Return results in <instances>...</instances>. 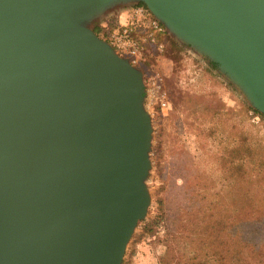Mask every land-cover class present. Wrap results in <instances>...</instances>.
I'll list each match as a JSON object with an SVG mask.
<instances>
[{"label":"water","instance_id":"water-1","mask_svg":"<svg viewBox=\"0 0 264 264\" xmlns=\"http://www.w3.org/2000/svg\"><path fill=\"white\" fill-rule=\"evenodd\" d=\"M112 1L0 0V264H121L146 213L142 76L87 26ZM138 1L264 115V0Z\"/></svg>","mask_w":264,"mask_h":264},{"label":"rangeland","instance_id":"rangeland-1","mask_svg":"<svg viewBox=\"0 0 264 264\" xmlns=\"http://www.w3.org/2000/svg\"><path fill=\"white\" fill-rule=\"evenodd\" d=\"M138 6L144 5L114 0L87 26L93 32L95 24L101 28L94 33L111 46L110 36L121 34ZM144 30L138 25L130 37L139 48L133 67L142 76V109L151 124L150 165L143 181L149 204L121 264H240L236 254L233 260L225 257L219 242L237 249L248 225L244 213L264 219V115L206 52L169 34L149 43ZM115 53L131 62L127 54ZM244 143L254 150L250 159L231 154L233 162L227 163L233 170L221 173L217 157L226 158ZM215 204L212 211H220L222 219L206 226L204 216ZM261 225L250 228L263 234ZM263 255L249 264L264 262Z\"/></svg>","mask_w":264,"mask_h":264},{"label":"trees","instance_id":"trees-1","mask_svg":"<svg viewBox=\"0 0 264 264\" xmlns=\"http://www.w3.org/2000/svg\"><path fill=\"white\" fill-rule=\"evenodd\" d=\"M93 30L97 35H99L101 31L103 32V30L101 28H98L96 24L93 26ZM260 116L264 120V116L262 115ZM253 151L254 150H251L250 147L245 146V143H244L241 149L239 150L234 149L233 151L230 150L226 158L224 156H218L217 162H218L219 171L223 173L226 171L231 172L233 170V168L230 167L229 163H227V162H233L231 158V154H233L234 159H235L236 153H238L239 159L241 161H244L245 159H250ZM241 168L245 172L244 165H241L240 169ZM242 177H244V174ZM218 203L220 204V202ZM217 206L218 205L215 204L212 208H210V213L204 216L207 219L206 226H215L219 223V219H222L220 211L215 212V213L212 211L213 208L216 209ZM244 214L245 216L243 218L248 223V225L246 228H243L244 229L243 233L245 236L249 238V240L245 236H241V238L237 240V249L235 250H232L231 246H227V243L223 242L224 240L219 242V246L222 247L224 244V249H225L224 251L226 252V256L225 255L224 256L227 257L228 260H233V257L231 256L232 254H236V256H238L237 263L249 264L252 258L255 260H258L257 256H262V254H264V233L258 234L254 229L250 228V226H253L254 224L262 223L261 226L264 229V219H261L260 217H255L254 214H251V213H244ZM188 217L193 218L192 215H188ZM196 222H198V218L196 219ZM222 236H223V232H221L220 239ZM256 238L260 240L256 242ZM238 244H241V245L238 246ZM257 253H260V254L257 255ZM258 264H264V262L259 260Z\"/></svg>","mask_w":264,"mask_h":264},{"label":"built area","instance_id":"built-area-1","mask_svg":"<svg viewBox=\"0 0 264 264\" xmlns=\"http://www.w3.org/2000/svg\"><path fill=\"white\" fill-rule=\"evenodd\" d=\"M129 24L123 28L121 34L110 36L111 47L118 53L127 54L131 58V65H137L139 59V48L136 42L131 39L130 33L136 26H141L146 32L145 38L149 43L157 44V36L164 37L168 34L166 28L155 18L144 6H138L129 18ZM161 48L162 45H159Z\"/></svg>","mask_w":264,"mask_h":264}]
</instances>
